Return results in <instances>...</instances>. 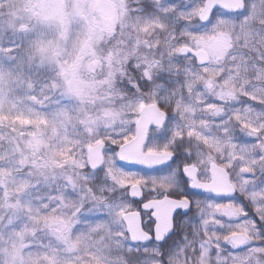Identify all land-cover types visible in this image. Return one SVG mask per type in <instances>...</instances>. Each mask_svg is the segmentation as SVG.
<instances>
[{"label": "snow or ice", "instance_id": "snow-or-ice-1", "mask_svg": "<svg viewBox=\"0 0 264 264\" xmlns=\"http://www.w3.org/2000/svg\"><path fill=\"white\" fill-rule=\"evenodd\" d=\"M0 264H264V0H0Z\"/></svg>", "mask_w": 264, "mask_h": 264}]
</instances>
